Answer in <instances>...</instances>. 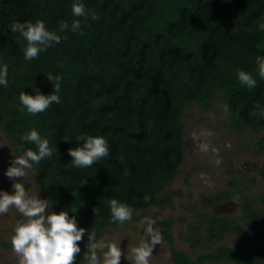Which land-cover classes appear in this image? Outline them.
<instances>
[{"label": "trees", "instance_id": "obj_1", "mask_svg": "<svg viewBox=\"0 0 264 264\" xmlns=\"http://www.w3.org/2000/svg\"><path fill=\"white\" fill-rule=\"evenodd\" d=\"M73 2L0 0V64L8 65V87L0 86V139L6 137L18 155L35 150L21 140L30 129L49 140L53 155L33 166L35 184L53 211L75 215L78 226L95 231L97 239L109 227L120 226L111 222L108 205L117 199L153 218L163 240L172 245L173 220L161 211H145L171 205L180 194L169 186L184 160L187 104L208 107L220 94L232 127L264 131V80L256 64V57L264 56V0H80L98 20L73 16ZM75 19L81 21L83 35L71 31ZM37 20L66 39L26 61V41L8 26ZM58 21H66L69 30L61 32ZM238 70L251 73L256 87L241 85ZM47 74L62 76L61 103L36 116L21 111V91L53 93ZM86 135H103L109 156L90 168H74L68 150L79 147ZM240 200L252 229L245 230L239 247L220 246L197 258L201 264H264V224L254 221L264 217V209L254 207V196L241 194ZM259 200L264 203V195ZM94 208L99 209L96 216ZM201 223L211 239L217 238L208 220ZM238 224L235 218L218 238L237 231ZM87 239L85 235L79 242L76 264L85 263ZM172 258L176 264L194 262L174 247Z\"/></svg>", "mask_w": 264, "mask_h": 264}, {"label": "rangeland", "instance_id": "obj_2", "mask_svg": "<svg viewBox=\"0 0 264 264\" xmlns=\"http://www.w3.org/2000/svg\"><path fill=\"white\" fill-rule=\"evenodd\" d=\"M183 116L185 128V155L180 166V174L173 180L169 188L180 194L174 196L171 205L164 208L153 206L146 213L161 211L165 218L173 220L172 234L173 246L184 250L194 261L198 255L206 254L222 245L237 248L241 245L242 236L246 229H252L250 221L242 216L240 195L254 196L257 199L254 207L264 209V203L259 200L264 195V146L260 145L264 131H253L248 128L238 131L230 124V118L224 111L222 97L216 96L215 100L204 107L199 102L187 104ZM212 135H206L207 132ZM205 133V135H201ZM207 143L211 148L218 150L216 156L211 150L204 152L200 145ZM18 154L10 141L3 137L0 139V191L14 194L13 183H23L29 196L47 199L44 190L35 184L34 169L27 171L26 177L10 180L4 173L10 167V161ZM222 163L217 167L215 160ZM233 197L235 200L218 209V214L229 213L232 215L217 216L211 213L208 197ZM48 200V199H47ZM49 210H52L48 200ZM133 215L140 217L132 219L123 226L109 227L103 238L113 241L121 246L127 255L128 246H137L143 238L146 224H142L141 211L134 210ZM151 218V217H150ZM238 219V230L218 238L224 226L235 224ZM23 217L11 208L5 215L0 216V264H16V256L11 250L10 238L15 224ZM153 219V218H152ZM209 221V225L216 230L217 238L211 239L208 227L201 220ZM154 220V219H153ZM257 223L264 224V217L254 219ZM222 234V233H221ZM221 251V250H219ZM223 251V250H222ZM86 264V262L84 263ZM121 264H130L122 257ZM150 264H176L172 259L171 243L163 240L162 245H157L150 259ZM203 264H238L235 260H221L216 262L206 260Z\"/></svg>", "mask_w": 264, "mask_h": 264}, {"label": "clouds", "instance_id": "obj_3", "mask_svg": "<svg viewBox=\"0 0 264 264\" xmlns=\"http://www.w3.org/2000/svg\"><path fill=\"white\" fill-rule=\"evenodd\" d=\"M71 11L73 16L78 18L85 17L87 19L89 15L92 20L100 18L96 12L86 10L80 0H74ZM58 23L61 32L69 30V24L66 21H58ZM8 27L11 33H19L26 41V44L22 45L26 61L38 59L41 52H46L54 45L60 44L62 39H66L55 31H49L43 20L13 22ZM260 27L264 29V24H261ZM71 31L83 35L79 19L72 21ZM256 64L258 75L264 80V56H257ZM47 78L54 85L53 93L44 95L36 88H34L35 95L21 91L19 93L21 111L26 110L28 114L36 116L46 112L53 103H61L59 92L62 76L47 74ZM237 79L241 85L249 88L256 87V80L251 73L244 70L237 71ZM0 86L8 87V65L6 63L0 64ZM257 110H259V105H257ZM224 111H229L228 105L224 106ZM256 114L257 111L252 113V115ZM201 135H205V133H201ZM206 135L211 136L212 133L209 131ZM80 139L82 144L79 147L68 150V155L72 158V167L90 168L102 158L109 156L108 141L103 135H86ZM21 140L35 145V150L32 148L23 149L20 155L10 161V167L4 173L10 180L24 179L27 171L31 170L34 165H39L42 160L51 158L53 155L49 140L42 138L36 129H30L23 134ZM200 148L204 152L211 150L214 155H219L218 150L211 148L207 143H202ZM221 163L220 159L215 160L217 167ZM12 188L14 194L0 191V216L7 214L11 208H15L23 217L15 224L10 238L11 250L16 256V264H76L77 257L82 252L79 242H82L85 235L88 238L83 251V260L86 264H121L122 257L130 264H150L154 249L157 245L163 244L161 230L154 227L156 221L145 217L141 223L147 226L144 228L141 242L137 246H128L127 255H125L117 243L104 238L97 239L95 231L79 227L75 215L70 216L68 211H61L57 214L55 211L49 210L47 199L29 196L23 183H13ZM144 199L145 202H148L150 197L146 196ZM108 205L112 223H119L123 226L132 221L134 210L126 203L110 199ZM71 212L74 213L72 208ZM93 212L96 216L99 209L94 208Z\"/></svg>", "mask_w": 264, "mask_h": 264}, {"label": "flooded vegetation", "instance_id": "obj_4", "mask_svg": "<svg viewBox=\"0 0 264 264\" xmlns=\"http://www.w3.org/2000/svg\"><path fill=\"white\" fill-rule=\"evenodd\" d=\"M234 201V204H235V200L233 199V197H231V196H229V197H227L225 200H218V201H213V199L211 198V196H209L208 197V202H209V208L210 209H212L211 210V213L213 214V215H217V216H226V215H232V214H229V213H223V214H218V212L216 211V210H218V209H223V210H227V208H225L224 206L225 205H227L228 203H230V202H233ZM204 224V223H203ZM205 226H207L206 224H204ZM173 227V226H172ZM208 227V226H207ZM208 230V235H209V228L207 229ZM174 241V240H173ZM222 246H225V245H222ZM172 247H174L173 246V244L171 245V253H172ZM175 248V247H174ZM176 249H178V248H176ZM217 249V248H216ZM178 250H180V251H183L184 253H186L188 256H189V254L187 253V252H185L184 250H181V249H178ZM215 250V249H214ZM213 251V250H212ZM212 251H210V252H212ZM209 252V253H210ZM206 254H208V253H206ZM203 254H201V255H198L195 259H197V258H199L200 256H202ZM190 257V256H189ZM191 258V257H190ZM173 259V258H172ZM192 259V258H191ZM174 261V260H173Z\"/></svg>", "mask_w": 264, "mask_h": 264}]
</instances>
